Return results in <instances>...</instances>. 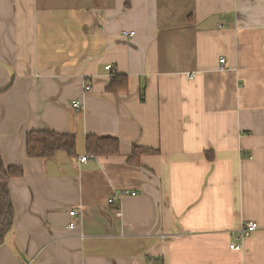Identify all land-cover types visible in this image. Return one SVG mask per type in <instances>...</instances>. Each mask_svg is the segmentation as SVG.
Returning <instances> with one entry per match:
<instances>
[{"label": "crops", "instance_id": "0c3cea01", "mask_svg": "<svg viewBox=\"0 0 264 264\" xmlns=\"http://www.w3.org/2000/svg\"><path fill=\"white\" fill-rule=\"evenodd\" d=\"M34 131L76 157L28 158ZM0 156V264H264L237 234L264 226V0H0Z\"/></svg>", "mask_w": 264, "mask_h": 264}, {"label": "trees", "instance_id": "16d2710c", "mask_svg": "<svg viewBox=\"0 0 264 264\" xmlns=\"http://www.w3.org/2000/svg\"><path fill=\"white\" fill-rule=\"evenodd\" d=\"M127 89V78L114 76L107 87L110 93H121ZM86 154L96 157L114 156L118 154V141L110 137L87 136L85 140ZM134 155L150 153L152 150L134 149ZM58 152L70 158L76 157V139L72 134H59L51 131L29 132L26 135V155L30 159H50ZM88 157V156H87ZM132 158V156H130ZM21 169L5 168L0 156V246L4 243L11 229L13 207L10 201L9 181L22 176Z\"/></svg>", "mask_w": 264, "mask_h": 264}, {"label": "built area", "instance_id": "2783aa9c", "mask_svg": "<svg viewBox=\"0 0 264 264\" xmlns=\"http://www.w3.org/2000/svg\"><path fill=\"white\" fill-rule=\"evenodd\" d=\"M134 33H130L129 35L132 36ZM128 36V34H124V37ZM219 62L222 64L224 62L223 59L219 60ZM105 71H111L112 70V67L110 65L106 66L105 68ZM74 107L76 109H79L80 108V103L79 102H74ZM80 163H84L87 161V157H81L80 158ZM123 195H125L126 193H122ZM131 195H134V193H130ZM113 199H110V202L112 201ZM70 215L71 216H74L75 215V212L74 211H71L70 212ZM119 215V214H118ZM70 228H73L74 227V223H70ZM256 231H264V226H261L259 225L257 222H246V223H243L239 229H238V240L240 242H242L244 239H246L248 236H250L252 233L256 232ZM240 246L239 245H235V244H232L231 245V249H239Z\"/></svg>", "mask_w": 264, "mask_h": 264}]
</instances>
